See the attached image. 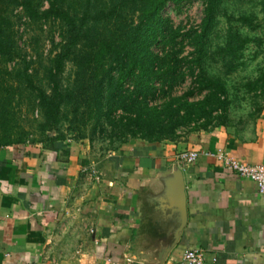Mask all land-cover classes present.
<instances>
[{
	"label": "crops",
	"instance_id": "1",
	"mask_svg": "<svg viewBox=\"0 0 264 264\" xmlns=\"http://www.w3.org/2000/svg\"><path fill=\"white\" fill-rule=\"evenodd\" d=\"M183 149L201 152L184 168L174 160ZM206 151L263 163L264 103L243 133L219 125L132 140L103 160L96 178L76 143L0 144V264H184L190 247L206 251L205 264H264V195ZM176 167L187 212L177 239L179 217L171 220L162 182Z\"/></svg>",
	"mask_w": 264,
	"mask_h": 264
},
{
	"label": "rangeland",
	"instance_id": "2",
	"mask_svg": "<svg viewBox=\"0 0 264 264\" xmlns=\"http://www.w3.org/2000/svg\"><path fill=\"white\" fill-rule=\"evenodd\" d=\"M68 1L71 8L80 14L88 7V0ZM108 1L113 0H90L89 4L93 11H98L105 8ZM31 2L40 12L38 16L29 17L19 6L10 13L18 56L14 61L0 62V144L9 141L49 144L50 138L76 143L87 154V169L96 178L93 170L99 172V165L109 154L140 138L134 137L127 128L132 117L131 111L116 109L110 113L105 108L99 113L88 108L86 104L93 92L90 74L78 73L77 66L69 61L61 75L63 84L75 86L84 97L76 98L65 106L55 130L42 129L43 117L38 106L37 88L48 89L51 84L49 74L63 29L59 20L44 14L48 7L47 0ZM207 7V0L169 2L155 21L168 28H180L182 35L176 38L180 41L186 31L202 24ZM214 8V19L206 42L208 53L204 56L203 67L207 75L221 81L225 91L218 107L211 110V115L201 116L191 126H206L199 127L201 130L221 124L243 133L256 123L264 103V0H216ZM241 16L246 17L247 21H243ZM131 18L136 24L137 13H132ZM104 24H98L99 31L105 29ZM169 32L171 34V29ZM235 33L240 35L239 41L243 38L247 41L239 44L235 55L221 52L220 47L225 46L228 37ZM167 39L168 36H160L156 41H150L151 48L161 53L164 47L170 45ZM193 49L188 45L183 54H189ZM24 67L28 68L32 82L25 77ZM134 81L132 78L124 85L128 100L133 95ZM191 85L192 78L187 75L174 94H183ZM7 91L11 94L8 97ZM205 93H196L191 100H201ZM163 100L164 95L160 94L152 103ZM178 132L188 133L189 129L180 128Z\"/></svg>",
	"mask_w": 264,
	"mask_h": 264
},
{
	"label": "trees",
	"instance_id": "3",
	"mask_svg": "<svg viewBox=\"0 0 264 264\" xmlns=\"http://www.w3.org/2000/svg\"><path fill=\"white\" fill-rule=\"evenodd\" d=\"M180 1L183 0H113L106 2L105 8L93 11L88 0V7L80 14L71 8L68 0H47L44 14L59 20L63 32L49 74L51 84L48 89L37 88L42 129L55 130L65 106L84 97L75 86L63 84L61 75L69 61L74 62L78 73L90 74L93 92L86 106L99 113L105 108L110 113L116 109L131 111L127 128L134 137L150 141L174 140L182 135L178 132L180 128L187 127L189 132L206 128L191 126V123H196L203 115L209 117L225 91L221 81L207 75L203 67L216 0H207V13L202 24L190 28L178 41L176 38L182 35L180 28H168L155 20L169 2ZM17 6L22 7L29 17L40 13L31 0H0L1 63L14 61L18 56L10 19V13ZM132 13H137L136 24L132 21ZM241 18L247 21L246 17ZM100 23H105L103 31L98 29ZM160 36H168L170 45L158 53L151 48L150 41H156ZM238 37L237 33L230 35L226 45L220 47L221 52L235 55L239 44L247 41L244 38L239 41ZM188 45L194 47L193 51L183 54ZM28 71L27 67L23 68L25 77L32 82ZM187 75L192 78L191 87L183 94L175 95L176 87ZM132 78L135 79L133 95L128 100L124 85ZM202 92H206L203 99L191 100L196 93ZM5 93L6 97L11 95L9 91ZM160 94L164 95L163 102L153 104ZM57 139L50 138V142ZM12 143L25 142L1 144Z\"/></svg>",
	"mask_w": 264,
	"mask_h": 264
},
{
	"label": "built area",
	"instance_id": "4",
	"mask_svg": "<svg viewBox=\"0 0 264 264\" xmlns=\"http://www.w3.org/2000/svg\"><path fill=\"white\" fill-rule=\"evenodd\" d=\"M217 159L221 167L235 172L241 177L253 180L258 185V191L264 195V162L259 164H251L236 158L227 151H206L204 152ZM201 152L195 149H183L175 153L174 160L182 167L194 163L198 160ZM88 170V169H87ZM89 171V170H88ZM95 177L100 173L93 170ZM206 251L198 247H190L184 251V264H205Z\"/></svg>",
	"mask_w": 264,
	"mask_h": 264
},
{
	"label": "water",
	"instance_id": "5",
	"mask_svg": "<svg viewBox=\"0 0 264 264\" xmlns=\"http://www.w3.org/2000/svg\"><path fill=\"white\" fill-rule=\"evenodd\" d=\"M162 182L169 189L167 192L171 197V205L172 210L174 211V215L171 220L176 221L173 218H178V224L175 226L173 224L172 229H175L174 238L177 239L180 231L182 230L186 219V181L184 178L183 170L180 167L172 168L162 173ZM169 247L164 249V252L169 251Z\"/></svg>",
	"mask_w": 264,
	"mask_h": 264
}]
</instances>
